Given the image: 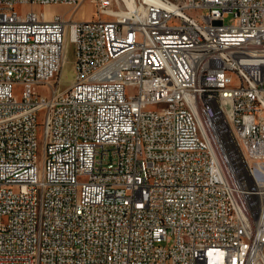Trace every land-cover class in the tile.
<instances>
[{
  "label": "built area",
  "instance_id": "1",
  "mask_svg": "<svg viewBox=\"0 0 264 264\" xmlns=\"http://www.w3.org/2000/svg\"><path fill=\"white\" fill-rule=\"evenodd\" d=\"M85 1L0 0V264H264V0Z\"/></svg>",
  "mask_w": 264,
  "mask_h": 264
},
{
  "label": "rangeland",
  "instance_id": "2",
  "mask_svg": "<svg viewBox=\"0 0 264 264\" xmlns=\"http://www.w3.org/2000/svg\"><path fill=\"white\" fill-rule=\"evenodd\" d=\"M69 7L61 5V4H51L46 7L40 4H36L31 6L30 4H24V5H17L16 9L18 12L23 13L26 12L27 10L33 9L37 12H41L42 10L46 11L49 16H52L54 13H63L66 12ZM75 13V17L77 19H82V20H89L94 17L95 15V7L94 5L89 1H85L84 3L81 4V7H77ZM53 12V13H52ZM69 61L66 64V73L64 75V78L62 80V87L66 88L69 86L72 82V59L74 57V46L72 43L69 44ZM17 93L21 92L20 88L16 89Z\"/></svg>",
  "mask_w": 264,
  "mask_h": 264
},
{
  "label": "bare ground",
  "instance_id": "3",
  "mask_svg": "<svg viewBox=\"0 0 264 264\" xmlns=\"http://www.w3.org/2000/svg\"><path fill=\"white\" fill-rule=\"evenodd\" d=\"M48 5H51V4L44 5V7H46ZM61 5H64L66 7L68 6L66 4H61ZM75 9L68 8L66 12L59 13V14L63 15L66 18H70V17L73 18V17H75L74 15L76 13ZM41 12L44 14L46 19H51L56 14V13H54L52 16H49L46 11L42 10ZM66 71H67V69H66V65H65L64 68H63V71H62L63 76L65 75ZM86 212H88V203H80L79 207H75V214H83V213H86Z\"/></svg>",
  "mask_w": 264,
  "mask_h": 264
}]
</instances>
